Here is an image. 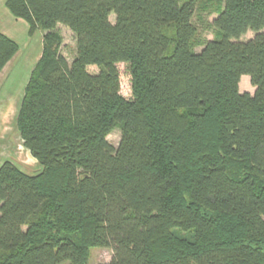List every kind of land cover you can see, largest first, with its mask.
Wrapping results in <instances>:
<instances>
[{
    "label": "trees",
    "instance_id": "trees-1",
    "mask_svg": "<svg viewBox=\"0 0 264 264\" xmlns=\"http://www.w3.org/2000/svg\"><path fill=\"white\" fill-rule=\"evenodd\" d=\"M5 6L42 31L14 126L41 169L0 165V264H87L91 247L112 251L99 264H264V0ZM202 7L210 39L196 38ZM17 50L0 32V71Z\"/></svg>",
    "mask_w": 264,
    "mask_h": 264
},
{
    "label": "rangeland",
    "instance_id": "rangeland-1",
    "mask_svg": "<svg viewBox=\"0 0 264 264\" xmlns=\"http://www.w3.org/2000/svg\"><path fill=\"white\" fill-rule=\"evenodd\" d=\"M216 16L214 13H209L207 10L200 8L196 9L193 21L197 25V35L198 39H210L212 38L213 29L211 26V21ZM110 19L114 20V14H110ZM56 31L60 34L62 41L60 44V52L67 58L68 61H71L75 53V37L74 34L64 25L57 24ZM253 35L252 31H247L241 36L242 39L251 37ZM18 42L20 43L18 47H22L23 40L26 38V34L22 36L21 33L16 34ZM195 50H200L199 46L195 47ZM17 54V51L14 55ZM13 57V56H12ZM16 65L8 68L3 72V68L0 71V165L4 161H10L16 165L21 171L34 175L38 173L41 169L40 165L36 159L30 154L29 150L24 147L20 136L14 132L15 126V117L17 110L20 105V100L23 94L24 86L27 82L31 69H28L26 72V82L23 83L21 90L12 89L13 73L16 69ZM34 64H32L33 68ZM117 68L119 71V82H120V93L126 97H131V83H130V74L129 67L127 63L119 62L117 63ZM8 70V72H7ZM88 70L92 72L98 71L97 66L89 65ZM239 81L240 91H248L252 93L254 87L250 83L249 76L244 75ZM24 80V81H25ZM247 89V90H246ZM16 103H14V98L17 97ZM120 132L118 128H114L108 135L107 140L113 146H116L119 141ZM112 251L109 248L105 247H91L89 251V257L87 264H99L103 262H108L111 259Z\"/></svg>",
    "mask_w": 264,
    "mask_h": 264
},
{
    "label": "crops",
    "instance_id": "crops-1",
    "mask_svg": "<svg viewBox=\"0 0 264 264\" xmlns=\"http://www.w3.org/2000/svg\"><path fill=\"white\" fill-rule=\"evenodd\" d=\"M27 29L28 25L26 21L22 18L14 17L5 6V0H0V32L12 38L18 46H20V43L18 42L16 34L21 33L22 36L26 34L22 47H18L17 54L13 55L3 66V72H5L7 68L11 70L10 68L16 65L12 81V89L14 90L22 89L23 83L26 82L25 76L27 70L32 69V64L36 63L42 50V31L36 29L29 35ZM242 76L245 77L244 75ZM18 94L19 92H17V97L14 98V103L18 99Z\"/></svg>",
    "mask_w": 264,
    "mask_h": 264
}]
</instances>
